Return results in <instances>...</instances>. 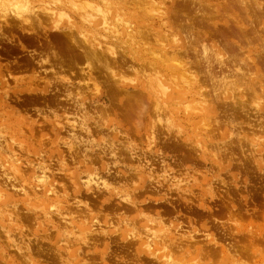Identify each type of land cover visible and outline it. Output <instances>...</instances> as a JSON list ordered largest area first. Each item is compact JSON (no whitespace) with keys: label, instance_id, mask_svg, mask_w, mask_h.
<instances>
[{"label":"rangeland","instance_id":"rangeland-1","mask_svg":"<svg viewBox=\"0 0 264 264\" xmlns=\"http://www.w3.org/2000/svg\"><path fill=\"white\" fill-rule=\"evenodd\" d=\"M14 1L29 15L59 8L61 27L33 13L23 22ZM17 1L0 0V264H264V0L263 11L254 0H91L120 28L99 36L117 55L105 52L104 67L63 33L62 9L82 27L71 0ZM236 24L246 38L230 33ZM158 40L175 62L156 59ZM204 43L240 72L254 71L241 64L253 57L256 78L224 93L201 65ZM181 71L197 77L191 88Z\"/></svg>","mask_w":264,"mask_h":264},{"label":"bare ground","instance_id":"bare-ground-1","mask_svg":"<svg viewBox=\"0 0 264 264\" xmlns=\"http://www.w3.org/2000/svg\"><path fill=\"white\" fill-rule=\"evenodd\" d=\"M3 1H5V0H3ZM8 1V0H7ZM21 1V0H20ZM20 1H17V2H19V3H21ZM32 1V0H31ZM54 1V0H53ZM66 1V0H65ZM64 1V2H65ZM70 1V0H69ZM226 1V0H225ZM232 1V0H231ZM234 1H239V0H234ZM253 1V0H252ZM27 2H28V0H27ZM27 2H25V3H27ZM55 2V1H54ZM53 2V4H55V3H63L62 2V0H60V1H58V2H55L54 3ZM184 2V1H183ZM191 2V1H190ZM229 2H230V0H229ZM242 2V1H241ZM245 2H246V0H245ZM254 2H255V5L257 6L256 7V10H258L259 9V11H263L262 10V7H261V4H259V1H255L254 0ZM24 3V2H23ZM68 3V2H67ZM70 7H72L75 11H77L78 13H79V16H80V20H81V22H80V24H81V26L82 27H80L79 29H74V26H76L77 27V25H73L71 22H72V17H70L64 10L65 9H62L63 10V12H59V14H58V18L60 19V20H62L64 17H66V18H68L67 20H68V22H70L69 24H72V26H70V25H67L68 24V22H67V24L65 25V27L67 26V31H66V33L65 32H63L64 34H65V36L66 37H68L69 39H72V42H75V36H77V35H80L79 37L81 38H83L82 40H83V44L86 46L85 47V49H82L84 52H85V57H86V59L87 58H89V60L88 61H91L90 59H92V58H94L97 62H99V66H101L100 65V62H102L101 61V58H103V54H109L111 57H114V59L116 58V51H115V49L113 48V45H107V46H104L103 45V39H101L99 36L100 35H102V37L103 36H105V37H108L107 35H105V34H101V33H103L104 32V30L105 31H107V32H110V31H112V29L115 27L114 25H113V22L111 23L110 21L111 20H109V16H110V12H111V9L112 8H109L110 6H107V4H105L106 3V1H105V3H104V6H105V8H104V6H101L99 3H95L94 1H91V0H84V1H77V0H71L70 2ZM240 3V2H239ZM250 3H252V2H250ZM52 4V3H51ZM247 4V3H246ZM249 4V3H248ZM11 5H13V8H12V10H14L15 12H17L16 14H17V18H20V19H22L23 20V22H28L30 19H29V17L28 16H31V14L33 13L34 14V16H37V20L35 19V21H37L36 23H38V24H40V25H42L43 24V22H44V19L46 20V22H49V20L51 21L52 20V18L54 19L55 17V15H57V11H56V9L57 10H60L59 8H54V7H52V6H50V5H45L44 7H41V10H39V11H33L30 15L29 14H26V12L28 11V9H26L25 8V6H21V4L20 5H18V3H15V1H14V3L12 4L11 3ZM57 6H58V4H56ZM141 5V4H140ZM153 5V4H152ZM151 5V6H152ZM253 5H254V3H253ZM252 5V6H253ZM2 6H4V9L6 8V10H8L7 9V5H6V3H5V5H4V3H2ZM148 6V5H147ZM150 6V5H149ZM222 6H224V5H222ZM103 7V8H102ZM251 7V6H250ZM249 7V8H250ZM143 8V7H142ZM149 8V7H148ZM227 8V7H226ZM40 9V8H39ZM147 9V8H146ZM252 9V8H251ZM148 10V9H147ZM153 10V9H152ZM224 10H227V9H224ZM255 10V9H254ZM8 11H11V10H8ZM25 11V12H24ZM61 11V10H60ZM72 11V10H71ZM154 11V10H153ZM177 11V10H176ZM248 11H250V10H248ZM12 12V11H11ZM22 12H24V13H22ZM145 12V11H144ZM181 12V11H180ZM179 12V13H180ZM251 12V11H250ZM14 13V12H13ZM147 13V12H146ZM154 13V12H153ZM245 13V12H244ZM254 13V12H253ZM262 13V12H261ZM174 14V13H173ZM149 15V14H148ZM180 15H182V14H180ZM241 15H242V13H241ZM245 15H246V13H245ZM253 15V14H252ZM251 15V16H252ZM256 15V14H255ZM254 15V16H255ZM174 16V15H173ZM254 16H252V17H254ZM98 17L101 19V20H99V23H97V21H96V19H98ZM153 17V16H152ZM190 17V16H189ZM193 17V16H192ZM191 17V18H192ZM246 17H247V15H246ZM260 17V16H259ZM44 18V19H43ZM174 19H175V17H173ZM180 18V17H179ZM178 18V19H179ZM182 18V17H181ZM248 18V17H247ZM258 18V17H257ZM256 18V19H257ZM177 18H176V20H178ZM187 20V19H186ZM191 20V19H190ZM194 21H195V19H193ZM257 20H259V19H257ZM53 21V25H54V27L56 28L55 30H57V29H59L60 27H61V24L59 23L60 21H57V20H52ZM179 21V20H178ZM180 21H182V20H180ZM180 21H179V23H180ZM193 21V22H194ZM262 22V21H261ZM34 23V22H33ZM32 23V24H33ZM52 23V22H51ZM187 23V22H186ZM250 23H251V20H250ZM31 24V25H32ZM49 24H50V22H49ZM79 24V23H78ZM164 24V23H163ZM182 24L183 23H181V27H182ZM256 24V23H255ZM48 25V24H47ZM84 25V26H83ZM251 25H252V23H251ZM258 25V24H257ZM114 26V27H113ZM258 26H261V23H260V25H258ZM184 27V26H183ZM186 27V26H185ZM190 27V26H189ZM248 27V26H247ZM191 28V27H190ZM195 28H196V25H195ZM255 28V27H254ZM65 29V28H64ZM89 29V30H88ZM115 29V28H114ZM143 29V28H142ZM146 29V28H145ZM144 29V30H145ZM183 29V28H182ZM185 29V28H184ZM252 29V28H251ZM119 30H120V28L119 29H115L113 32L115 33L114 34V36H117L118 34H119ZM141 30V29H140ZM155 30V29H154ZM153 30V31H154ZM187 30V29H186ZM189 30V29H188ZM192 30V29H191ZM254 30H256L257 31V29H254ZM261 30V29H260ZM148 31H150V30H148ZM152 31V30H151ZM157 31V30H156ZM207 31H208V29H207ZM158 32V31H157ZM163 32V31H162ZM165 32V31H164ZM177 32V31H176ZM197 32V31H196ZM232 32V34H234V35H237V36H243V37H245L246 36V30L242 27V26H239L238 24H236L234 27H231V30H230V33ZM61 33H62V31H61ZM112 33V32H111ZM156 33V32H155ZM168 32H166V34H167ZM253 33V32H252ZM257 33V32H256ZM130 34V33H129ZM187 34V33H186ZM198 34V33H197ZM255 34V33H254ZM258 34V33H257ZM257 34H256V36H257ZM89 35H90V37H89ZM153 35V34H152ZM156 35H157V33H156ZM156 35H153V36H156ZM163 34L161 33V36H162ZM259 35V34H258ZM164 36V38H165V35H163ZM255 36V35H254ZM261 36H262V34H261ZM259 37L258 36V38H259V40H260V38H262V37ZM156 37H159L160 39L162 38V37H160V36H156ZM155 37V38H156ZM166 37H167V35H166ZM168 37H169V35H168ZM152 38V37H151ZM158 38V39H159ZM211 38V37H210ZM217 38V37H216ZM246 38V37H245ZM256 39H257V37H255ZM39 39V38H38ZM131 39V38H130ZM170 39H172V38H170ZM204 39V38H203ZM202 39V40H203ZM206 39V38H205ZM242 39V38H241ZM244 39V38H243ZM242 39V40H243ZM103 40V41H102ZM154 40V39H153ZM168 40V39H167ZM177 39H173V41H176ZM196 40H197V38H196ZM131 41V40H130ZM156 41V40H155ZM158 41H160L161 43L162 42H164L165 40H158ZM157 41V42H158ZM191 41V40H190ZM194 41V40H193ZM204 41V40H203ZM206 41V40H205ZM261 41H262V39H261ZM105 42V41H104ZM189 42V41H188ZM202 41H200V43H201ZM220 41H218V43H219ZM106 43V42H105ZM157 44V47H158V50H156V51H153V50H151V51H153L152 53L154 54V55H156L155 57H156V59L158 60V61H162V62H166L167 60H168V54H169V52H170V50H169V46L168 45H163V43L162 44ZM195 43H197V42H195ZM207 43V42H206ZM206 43H204V45L201 47V51L199 52V54H200V56H201V65H202V67H204V70H205V73H206V75H207V77H208V80H210L211 81V83H214V85H217V86H219V87H223V92L224 93H226V87L227 86H229L230 84H235L236 85V83L234 82V78H236V81L238 80H240V79H242V77H245V76H247V73H248V71L247 72H240L241 71V68L240 67H238L237 65H233L234 64V59L231 57V56H233V54H231V56H229L228 57V55L226 56L221 50H220V48H215V46H209L208 44H206ZM220 43H223V42H220ZM255 43V42H254ZM75 44V43H74ZM155 44V43H154ZM189 44V43H188ZM187 44V45H188ZM193 44V43H192ZM203 44V43H202ZM201 44V45H202ZM206 44V45H205ZM210 44V43H209ZM186 45V46H187ZM208 45V46H207ZM75 46H76V44H75ZM77 46H79V45H77ZM76 46V47H77ZM149 46V45H148ZM191 46V45H190ZM196 46V45H195ZM221 46H223V45H221ZM224 46H226V48L228 49V50H226V52L228 51L229 52V50H233V49H237V48H240L241 47V44H240V41H236V40H234V42L229 38L228 40H227V37H226V41H225V44H224ZM83 48V47H82ZM120 49V48H119ZM135 49V48H134ZM151 49V48H150ZM186 49V48H185ZM199 49V48H198ZM235 49V50H236ZM81 50V49H80ZM149 50V49H148ZM187 50H191V49H188L187 48ZM235 50H234V52H235ZM246 50H247V47H246ZM245 50V51H246ZM182 52H183V50H181ZM180 51V52H181ZM238 50H236V52H237ZM54 52V51H53ZM106 52V53H105ZM143 52V51H142ZM193 52V51H192ZM197 52V51H196ZM55 53V52H54ZM171 53H173L174 55H175V53L174 52H170V54ZM177 53V52H176ZM187 53H189V52H187ZM245 53V52H244ZM106 54V55H107ZM139 54H140V52H139ZM150 54V53H149ZM229 54V53H228ZM246 54V53H245ZM54 55V54H53ZM130 55V54H129ZM134 55V54H133ZM153 55V56H154ZM177 55V54H176ZM188 55V54H187ZM196 55H198V54H196ZM238 55V54H237ZM109 56V57H110ZM128 56V55H127ZM170 56V55H169ZM190 56V55H189ZM200 56H199V59H200ZM236 56V55H235ZM248 56V55H247ZM125 57V56H124ZM123 57V58H124ZM231 57V58H230ZM106 58H107V56H106ZM170 58V57H169ZM183 59H184V57H182ZM235 58V57H234ZM75 59V58H74ZM118 59H120V58H118ZM234 61H233V60ZM238 59H240V58H238ZM121 60V59H120ZM48 62H50L49 60H47ZM115 61V60H114ZM122 61H125V60H122ZM146 61V60H145ZM144 61V62H145ZM170 61H173V60H170ZM169 60H168V62H170ZM194 61H195V59H194ZM200 61V60H199ZM236 61H238V60H236ZM104 62V61H103ZM108 62L109 61H106V63L108 64ZM148 62V61H147ZM173 62H175V61H173ZM244 62V63H243ZM92 63V62H91ZM93 63H94V61H93ZM150 63V62H149ZM167 63V62H166ZM197 63V62H196ZM238 62H236V64H237ZM241 63V62H240ZM86 64V63H85ZM84 64V65H85ZM88 64V63H87ZM95 64V63H94ZM101 64H103V63H101ZM106 64V65H107ZM111 63L109 62V65H110ZM116 64V63H115ZM124 64V63H123ZM178 64H179V62H178ZM177 64V65H178ZM180 64H181V62H180ZM179 64V65H180ZM241 64H244V66H246V67H249V71H251L252 69L251 68H253L254 69V71L253 72H250V73H248V76H249V78H251L252 80H253V78H256V77H252L253 75H255V74H257V72L259 71V63H258V61H256L253 57H251V56H249V57H246V58H243V61H242V63ZM77 65H79V64H77ZM97 65V66H98ZM104 65V64H103ZM102 65V66H103ZM108 65V69H109V71H110V76L114 79V80H116L115 82H117V79H120V77H123L122 75L120 76V75H118V72L115 70V68H112V67H110ZM146 65V64H145ZM182 65V64H181ZM180 65V67H182ZM198 65V64H197ZM230 65H232V67L233 68H231L230 67ZM51 66V65H50ZM88 66V65H87ZM86 66V67H87ZM92 66V65H91ZM96 66V67H97ZM101 66V67H102ZM120 66V65H119ZM131 66V65H130ZM164 66H165V64H164ZM199 66V65H198ZM94 67V66H93ZM104 67V66H103ZM134 67V66H133ZM264 67V66H263ZM81 68V67H80ZM88 68L90 69V65L88 66ZM159 68H160V66H159ZM191 68V67H190ZM84 69V68H83ZM83 69H80L81 71L83 70ZM92 69V68H91ZM107 69V68H106ZM117 69V68H116ZM194 69V68H193ZM201 69V71H202V68H200ZM261 69V68H260ZM85 70V69H84ZM103 70V69H102ZM151 70V69H150ZM190 70H192V69H190ZM74 71V70H73ZM98 71H101L100 69L98 70ZM163 71H164V69H163ZM264 71V70H263ZM71 72V71H70ZM80 72V71H79ZM85 72V71H84ZM89 72H92V71H88V73ZM108 72V71H107ZM175 72H177V71H175ZM175 72H172V73H175ZM187 72L188 71H181V73H179L180 74V76H176L175 77V79L176 78H179V79H181V80H183V82H184V84H186V87H188V89L189 88H191L193 85H194V82L196 81V79L195 78H197V77H195V75L194 74H189V72H188V74H187ZM82 73V72H81ZM102 73V72H101ZM105 72H103V74H104ZM89 74H91V73H89ZM107 74H109V73H107ZM106 74V75H107ZM156 74V73H155ZM170 74V73H169ZM258 74H260V72L258 73ZM73 75V74H72ZM91 75H93V73L91 74ZM157 75V74H156ZM252 75V76H251ZM261 75V74H260ZM120 76V77H119ZM96 77V76H95ZM109 77V76H108ZM164 77V76H163ZM171 77V76H170ZM201 77V76H200ZM204 77H205V75H204ZM206 77V78H207ZM83 78V77H82ZM89 78H93V77H89ZM104 78V77H103ZM199 78V77H198ZM68 79V78H67ZM105 79H106V77H105ZM108 79V78H107ZM173 79V78H172ZM203 79V78H202ZM201 79V80H202ZM244 79V78H243ZM263 78H261V80H262ZM66 80V79H65ZM104 80V79H103ZM198 80V79H197ZM206 80V79H205ZM199 82H200V80H198ZM210 81L208 82V83H210ZM243 81H245V80H243ZM249 81V80H248ZM251 81V80H250ZM257 81V80H256ZM263 81V80H262ZM103 82V81H102ZM106 82V81H105ZM111 82V81H110ZM247 82V81H246ZM259 82V81H258ZM264 82V81H263ZM205 83V82H204ZM203 83V84H204ZM250 83H252V82H250ZM260 83H262V82H260ZM94 84H96V82H94ZM113 84H114V82H113ZM178 85H180V83H177ZM183 84V83H182ZM183 84V85H184ZM245 83H243V85H244ZM255 84V83H254ZM253 84V85H254ZM257 84V83H256ZM255 84V85H256ZM97 85V84H96ZM158 87H160V86H162V89H166V88H164L163 87V80H161L160 78H158ZM178 85H176V87L178 88L179 86ZM200 85V84H199ZM206 85H208V84H206ZM212 85V84H211ZM235 85H234V87H235ZM241 85H242V83H241ZM252 85V86H253ZM254 85V86H255ZM107 86V85H106ZM114 86H115V84H114ZM204 86V85H203ZM202 86V87H203ZM258 86V84L256 85V87ZM110 87V86H109ZM167 87V86H166ZM195 87H197V86H195ZM214 88H215V86H213ZM238 87V86H237ZM237 87H236V89H237ZM249 87V86H248ZM248 87H246L245 89H247ZM251 87V86H250ZM249 87V88H250ZM258 87H260V85L258 86ZM264 87V86H263ZM111 88V87H110ZM119 88V87H118ZM212 88V87H211ZM228 88V87H227ZM231 88H233V86H231ZM255 88V87H254ZM262 88V87H261ZM56 89V88H55ZM121 89V91H123L122 90V88H120ZM119 89V90H120ZM156 89V88H155ZM179 89H181V90H183L184 89V87L183 86H181L180 85V88ZM185 89H187V88H185ZM221 89V88H220ZM253 89V88H252ZM257 89V88H256ZM96 90H97V92H98V90H99V88L98 87H96ZM178 90V89H177ZM227 90H229V89H227ZM244 90V89H243ZM242 90V91H243ZM248 90V89H247ZM254 90V89H253ZM108 91V90H107ZM166 91L167 90H163L162 92L164 93V94H167L166 93ZM188 91V90H187ZM201 91V90H200ZM214 91H216V89L215 90H213V92ZM222 91V90H221ZM239 91V90H238ZM245 91V90H244ZM260 91H262V89H260ZM138 92V91H137ZM156 93V92H155ZM217 93H218V90H217ZM220 93V92H219ZM218 93V94H219ZM222 93V92H221ZM221 93H220V95H221ZM224 93H222L223 95H224ZM239 93V92H238ZM238 93H235L236 94V96H237V94ZM113 94V93H112ZM142 94V93H141ZM204 94V93H203ZM216 94V93H215ZM217 94V95H218ZM243 94V93H242ZM255 94H257V93H255ZM110 95V94H109ZM123 95V94H122ZM145 95V94H144ZM239 95V94H238ZM249 95V94H248ZM247 95V96H248ZM254 95V94H253ZM260 95V94H259ZM206 96H208V95H206ZM231 96V95H230ZM235 96V95H234ZM233 96V97H234ZM244 96H246V95H244ZM255 96V95H254ZM253 96V97H254ZM127 97V96H126ZM125 97V98H126ZM200 97H202V95L200 96ZM216 97H219V96H216ZM223 97V96H222ZM221 97V98H222ZM264 97V96H263ZM214 98V97H213ZM220 98V97H219ZM245 98V97H244ZM250 98H252V97H250ZM257 98V97H256ZM135 99V98H134ZM235 99L236 98H234V100L233 101H235ZM243 99V98H242ZM253 99H255V97L253 98ZM118 100V99H117ZM127 100V99H126ZM214 100H215V98H214ZM219 100V99H218ZM229 100V99H228ZM232 100V99H231ZM250 100V99H249ZM256 101L257 100H259L258 98L257 99H255ZM254 100V101H255ZM58 101V100H57ZM72 101V100H71ZM138 101V100H137ZM136 101V102H137ZM206 101V100H205ZM204 101V102H205ZM216 101V100H215ZM221 101H223V100H221ZM236 101H237V103H238V99H236ZM252 101V100H251ZM201 102H203V101H201ZM219 102V101H218ZM241 102V101H240ZM239 102V103H240ZM258 102H260V101H258ZM133 104V103H132ZM131 104V105H132ZM257 104V103H256ZM130 105V104H129ZM128 105V106H129ZM227 105V103L226 104H223V107L225 108V106ZM254 105H255V103H254ZM79 106V105H78ZM138 107H141V105H137ZM149 106V105H148ZM135 107V106H134ZM229 106H227V108H228ZM257 110H256V112L258 111V113L260 112V109H261V107H260V104L258 103L257 104ZM132 108H133V106H132ZM142 109H143V112L145 113V109L143 108V107H141ZM146 108V107H145ZM126 109V108H125ZM141 109V110H142ZM221 109V108H220ZM226 109V108H225ZM138 110V109H137ZM126 111V110H125ZM139 111V110H138ZM221 111V110H220ZM229 111V110H228ZM243 111V110H242ZM139 112H141L142 113V111H139ZM132 113H133V111H132ZM136 113V112H135ZM237 113V112H236ZM130 114V113H129ZM134 114V113H133ZM152 114V113H151ZM156 114V113H155ZM125 115V114H124ZM131 115V114H130ZM142 115V114H141ZM140 115V116H141ZM256 115V114H255ZM132 116V115H131ZM157 116V115H156ZM249 117V116H248ZM135 118H137V117H135ZM139 118V117H138ZM251 118V117H250ZM139 120V119H138ZM156 122H158L157 120H155ZM163 121H164V119H163ZM226 121V120H225ZM218 122V121H217ZM264 122V121H263ZM90 123V122H89ZM154 123V122H153ZM159 123V122H158ZM164 123V122H163ZM152 124V123H151ZM220 124V123H219ZM227 124V123H226ZM236 124V123H235ZM249 124V123H248ZM154 125V124H153ZM212 125V124H211ZM218 125V124H217ZM204 126V125H203ZM73 127V126H72ZM156 127V126H155ZM166 127V126H165ZM165 127H163V128H165ZM168 127V126H167ZM262 127V126H261ZM260 127V128H261ZM213 128H216L214 125H213ZM218 128H220V127H218ZM241 128V127H240ZM97 129V128H96ZM156 129V128H155ZM216 130V129H215ZM214 130V131H215ZM219 130V129H218ZM213 131V132H214ZM252 131V130H251ZM261 131H262V129H261ZM151 133V132H150ZM242 133V132H241ZM74 134V133H73ZM254 134V133H253ZM159 135V134H158ZM166 135V134H165ZM249 135H251V134H249ZM207 136V135H206ZM146 137H147V135H146ZM153 137L154 138H156V136L154 135H152V140H153ZM148 138V137H147ZM151 139V138H150ZM149 139V140H150ZM151 141V140H150ZM149 141V142H150ZM157 141V140H156ZM151 144H152V142H150ZM71 144V143H70ZM154 144V143H153ZM70 147H72L71 145H69ZM152 146V145H151ZM74 147V146H73ZM229 155V154H228ZM89 183H90V180H89V178H87L86 180H84V185H86L87 187H91L90 185H89ZM97 183V182H96ZM95 183V184H96ZM98 184V183H97ZM42 186V184H37L36 185V188L37 187H41ZM5 187V186H4ZM43 189V188H42ZM35 192H37V191H35ZM34 192V193H35ZM37 194V193H36ZM1 198V197H0ZM40 201V200H39ZM26 211V210H25ZM11 216V215H10ZM40 237V236H39ZM154 237H156V236H154ZM153 239V238H152ZM156 239V238H155ZM149 244H153V243H150V241H149ZM67 247H70V246H67ZM21 255V254H20Z\"/></svg>","mask_w":264,"mask_h":264}]
</instances>
